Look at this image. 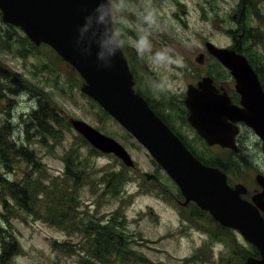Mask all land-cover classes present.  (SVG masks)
Instances as JSON below:
<instances>
[{"label":"rangeland","instance_id":"374dc122","mask_svg":"<svg viewBox=\"0 0 264 264\" xmlns=\"http://www.w3.org/2000/svg\"><path fill=\"white\" fill-rule=\"evenodd\" d=\"M111 2L118 40L139 92L207 165L225 171L231 185H246L248 193L242 196L251 200L263 190L256 181L257 174H264L261 137L245 126L238 137L239 152L208 145L189 123L184 101L188 85H196L203 76H211L227 93L238 95L234 78L207 51V41L229 48L237 44L257 69L264 70V0ZM26 37L21 27L3 20L0 10V69L5 70L0 71V145L5 143L0 146V246L3 240L14 250L20 245L8 264H83L82 256L75 253L85 251L89 242L81 226L71 229L47 220V208L39 203L33 212L23 210L4 188L2 180L21 185L31 169L21 148L42 163L43 171L34 170L33 180H46L49 185L50 179L61 181L67 155H77L84 162L90 177L75 187L79 218L73 220L112 221L121 242L138 252L141 261L135 264H247L248 256L260 257L239 231L223 226L193 201L184 205L179 186L149 150L81 90L85 80L79 71L50 45L30 43ZM141 37L142 51L137 47ZM46 104L57 111L61 126L34 117ZM71 118L83 119L119 140L135 165L128 166L115 154L83 140ZM52 126L55 138L47 133ZM7 144L20 154L7 157ZM111 175L116 181L106 188ZM5 216L11 217L9 221ZM12 235L17 243L9 241ZM69 241L71 247L56 246Z\"/></svg>","mask_w":264,"mask_h":264},{"label":"water","instance_id":"95a60500","mask_svg":"<svg viewBox=\"0 0 264 264\" xmlns=\"http://www.w3.org/2000/svg\"><path fill=\"white\" fill-rule=\"evenodd\" d=\"M3 20L21 27L36 44H49L84 78L81 90L127 129L179 186L184 205L195 202L225 227L238 230L260 252L247 264H264V174L256 181L263 188L251 200L244 184L230 185L228 175L199 160L181 138L156 114L134 89V78L120 46L104 55L105 42L117 43L112 28L109 0H0ZM103 16V19L101 17ZM208 52L227 67L236 79L240 105L220 92L211 76L189 84L185 104L188 121L209 145L239 152V122L251 127L263 140L264 90L247 57L232 48L206 42ZM70 123L94 147L113 153L126 165L135 162L117 139L83 119Z\"/></svg>","mask_w":264,"mask_h":264},{"label":"trees","instance_id":"16d2710c","mask_svg":"<svg viewBox=\"0 0 264 264\" xmlns=\"http://www.w3.org/2000/svg\"><path fill=\"white\" fill-rule=\"evenodd\" d=\"M26 39L30 43L32 42L28 37H26ZM0 71L5 73V70L3 69H0ZM143 95L145 96V94ZM148 101L150 102L149 99ZM41 102L42 100H40V103ZM153 108L155 109V107ZM33 115L40 121L48 119L58 126H61L62 120L54 107L50 104L41 105L39 110L34 112ZM159 115L166 121L163 115L160 113ZM52 128L53 126L51 129L47 130V133L51 137L55 138L56 132ZM4 138L6 137L4 136ZM82 138L85 140L84 137ZM4 145L5 143H2L0 146L3 147ZM7 146V157L12 153L16 155L20 154L18 148L13 150L11 145L7 144ZM29 153L30 152L27 149L21 148V155H25L28 158V162L32 164L30 171L27 172L23 180H21V185L20 182H9L6 179L1 181L4 188L9 191L11 197L21 207V209L33 212V206L39 203L40 207L45 206L47 208V220L57 221L56 223L68 224L65 225L67 228H70L68 226L71 225L73 227L71 229H77L81 226V229H83L89 242L85 251L79 250L75 254L82 256L80 257L82 258L83 264H86V262L89 264H98L100 262L104 264H135L137 259L140 260L138 252L132 248H128L121 242V234L117 231L116 226H114L112 221H109L106 224L95 221L87 223L84 219L82 220V218L79 221L77 220L78 222L74 221L79 218V213L77 214L76 211V207L78 205H76L75 187L90 177L85 168L86 165L83 161L79 160L77 155H74L76 158L75 160H73L74 156L72 154L66 156L65 172L60 181L61 183L53 178L50 179L51 185H49L45 183L46 180H33L34 170L43 171V167L41 166L42 163H38V160L33 158L32 154ZM198 158L206 163L203 160V157L201 158V156H198ZM217 162H214L215 166L217 165ZM101 179H103V177ZM106 181L109 184L106 188H110L112 184L114 185L116 177L112 175L108 176ZM41 194L42 197L40 198ZM4 203H7L6 199H4ZM39 212L40 211L38 210L36 213ZM5 218L9 221L11 217L8 218L5 216ZM9 241L11 243L12 241L14 243L18 242L17 237L13 235L9 236ZM70 244L71 243L69 241L62 244H56V246L68 245L71 247ZM78 245L79 243L75 244V246ZM19 246L20 245H18L17 250H14L6 240H3V247L0 246V264L10 263L17 255ZM80 249L82 248L80 247ZM73 251L76 252V249L74 248ZM84 252L87 253L86 256L84 255ZM69 253L73 255V252Z\"/></svg>","mask_w":264,"mask_h":264},{"label":"flooded vegetation","instance_id":"af4514ba","mask_svg":"<svg viewBox=\"0 0 264 264\" xmlns=\"http://www.w3.org/2000/svg\"><path fill=\"white\" fill-rule=\"evenodd\" d=\"M229 48V47H228ZM232 49H234L235 51H237V53H241V54H244V53H242L241 51H240V49L237 47V44H236V46L235 47H231ZM245 55V54H244ZM245 56H247V55H245ZM249 59V58H248ZM251 62V61H250ZM251 64V63H250ZM251 66L253 67V69H254V71L256 72V74H257V76H258V78H259V80H260V83H261V86H262V88H263V90H264V80H263V78H264V70H262V69H257L255 66H254V64H251ZM229 72H230V74H231V71L227 68V67H225ZM232 75V74H231ZM233 77V76H232ZM234 78V77H233ZM234 80H235V78H234ZM214 83H215V80H214ZM215 85L220 89V91L222 92V91H225L221 86H218L216 83H215ZM235 85H236V80H235ZM236 93L238 94L237 96H233V95H230L229 93H227L228 95H229V97L231 98V100H232V102L233 103H235V104H237V105H240V101H241V95L236 91ZM238 125L240 126V132L238 133V135H237V137H236V140H237V142H238V137L241 135V133H243V131L245 130V126H247V125H245L243 122H239L238 123ZM176 131V130H175ZM181 138H182V140L188 145V147L191 149L192 147L189 145V143L185 140V138L180 134V133H178V132H176ZM192 151H193V149H191ZM197 155V154H196Z\"/></svg>","mask_w":264,"mask_h":264},{"label":"clouds","instance_id":"9594fccd","mask_svg":"<svg viewBox=\"0 0 264 264\" xmlns=\"http://www.w3.org/2000/svg\"><path fill=\"white\" fill-rule=\"evenodd\" d=\"M101 19H103V16L101 17ZM143 40H144V38L141 37V42H140V44L137 45L138 48H141V51L143 50L142 47H141V45L143 43ZM112 45H113V41L112 40H109V41L105 42V52L101 53V58H103L104 55H106V54H108V55L114 54L115 48L120 46L119 43H115L114 46H112Z\"/></svg>","mask_w":264,"mask_h":264}]
</instances>
